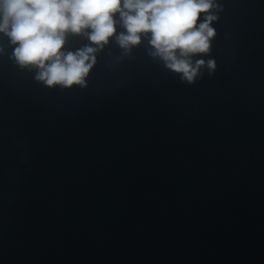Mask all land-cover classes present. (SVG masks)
Wrapping results in <instances>:
<instances>
[{"label": "clouds", "instance_id": "9594fccd", "mask_svg": "<svg viewBox=\"0 0 264 264\" xmlns=\"http://www.w3.org/2000/svg\"><path fill=\"white\" fill-rule=\"evenodd\" d=\"M213 7L214 0H0V33L15 45L16 61L37 68L36 79L49 87L83 85L95 53L113 37L130 50L149 35L152 55L193 82L205 62L191 58L207 54L216 35ZM118 23L125 29L119 35ZM70 34L86 35L94 46L65 51Z\"/></svg>", "mask_w": 264, "mask_h": 264}]
</instances>
